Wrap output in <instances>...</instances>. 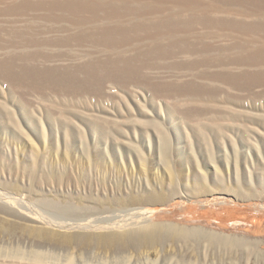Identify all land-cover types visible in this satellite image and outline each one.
Masks as SVG:
<instances>
[{"label":"rangeland","instance_id":"1","mask_svg":"<svg viewBox=\"0 0 264 264\" xmlns=\"http://www.w3.org/2000/svg\"><path fill=\"white\" fill-rule=\"evenodd\" d=\"M88 1L0 0V181L16 183L21 191H14L15 196L24 195L30 204L34 201L25 189L42 191L55 205L51 212L62 221L111 223L120 219L116 217L123 214L120 211L142 207L150 213L143 222L235 239L243 246L188 251L165 245L115 253L52 238L44 256L30 258L33 264H264V191L253 178L264 167L263 146L254 157L244 152L247 145L238 130L217 137L211 128L220 119L226 125L234 119L239 123L236 129L248 126L264 132V121L249 123L257 120L253 115H264V60L250 58L253 51L264 50V0ZM153 119L163 125L169 147L184 145V137L174 135L171 119L187 133L196 120L216 154L224 186L251 187L253 196L240 200L210 188L214 193L197 198L181 194L163 205L110 204L130 193L171 188L160 182L162 170L155 158L160 140L156 136L148 140L139 126L132 125L133 120ZM258 135L245 139L252 143ZM129 144L149 157V173L136 164L134 155L126 164ZM229 146L236 147L237 181L229 170L232 153L227 150L226 157L223 152ZM85 147L105 149L120 167L112 165L114 157L105 168L82 165L78 157ZM224 156L227 162L222 161ZM204 168L214 179L212 168ZM34 173L65 174L67 180L36 182ZM0 217L4 219L0 264H20L12 246L27 250L22 246L37 239L9 230L11 222L24 223L19 216ZM122 225L104 230L47 228L55 235H94L138 226Z\"/></svg>","mask_w":264,"mask_h":264},{"label":"bare ground","instance_id":"2","mask_svg":"<svg viewBox=\"0 0 264 264\" xmlns=\"http://www.w3.org/2000/svg\"><path fill=\"white\" fill-rule=\"evenodd\" d=\"M86 1H88V0H85V2ZM90 1H92V0H89L88 2H90ZM124 1L128 2L126 0H124ZM188 1H193V0H188ZM101 2L103 3L102 0H101ZM93 3L91 5H89V7L92 6V8H93ZM95 3H96V1H95ZM102 3H101V5H102ZM114 3H116V2H114ZM83 5H85V4H83ZM213 5H215V4H213ZM97 7H96V10H97ZM218 9H221V6ZM109 12L112 15L116 16V10L115 9L110 8ZM119 15H120V13H119ZM109 17H110V15H109ZM115 18L117 19V16ZM171 20H172V18H171ZM201 21H204V19H202ZM119 22H121V21H119ZM160 22H162V21H160ZM136 24H138V23L136 22ZM138 26H140V24H138ZM136 27L137 26H135V28ZM131 28H133V26H131ZM119 29H123V28H119ZM136 29H139V28L137 27ZM142 29H145V28L143 27ZM155 29H156V27H155ZM121 32H122V30H121ZM250 58H257V62L263 61L264 60V50L258 49V50L253 51L252 53H250ZM241 60H242L241 58L236 59V61H241ZM253 62H255V61H253ZM196 115H198V114H196ZM253 116H255V119H257V120L250 121L249 123H251V124L255 125L256 121L257 122L264 121V115H253ZM189 117H190V115H189ZM221 118H223V117L221 116ZM207 119H205L204 121H207ZM210 120L213 121V119H210ZM210 120L208 121L209 123H210ZM171 121L174 123L173 124V127H174L173 129L175 130L174 135L178 139H180V138L182 139V137H184L183 138V141H184L183 146L169 147L167 145L168 141L166 142V140H168L167 139L168 136H165L167 133H165L166 131H164V129L162 128L163 125L161 124V122H159L160 124L157 123L156 120H154V121L151 120L149 122H144V121H140V120H133V122H132L133 128L139 126L138 131L140 132V130H141L142 132H144V134L147 135L148 140L152 137H155V136L157 137L156 138L157 140H160V143L162 144V146L160 147L159 151H157V153L155 155V158L158 161V165L160 166V168L162 170V176L160 177L161 178L160 182L161 183L162 182L163 183L168 182L171 185V188L167 192L150 190V191H145V192H141V193H130V194L123 196V197H117L116 199H114V201H111V202L109 201L110 204H113V203L116 205L132 204V205H137V206L143 205V204H145V205H154V204L163 205L164 203L168 202L169 200L179 197L181 194H185V196L188 198H197L200 196L207 195L209 193H214L210 188H213L214 191L217 190L218 193H225V191L229 192V193H233L240 200L250 199L253 196V191H252L251 187L241 188V187L235 186L234 188H228V187L224 186L223 175L219 171L218 167L215 165V163H216L215 162V155L216 154L214 152H212V147L208 144V139H207L208 137H206V134L204 132V128L196 120H193L194 122L190 126H188V124H186V126H188V128H189V129H187L188 133H190L192 135V137L194 139L193 144H195V145H193L192 142L189 141V134L187 133L186 129L183 128V125L181 126L179 123H176L175 120H173V119H171ZM204 121L202 120L201 122H204ZM220 121H221V119L218 121L219 123H216V121H215V123L213 124V127H211V128L216 129L213 132L214 136L220 137V136H222L221 133H224V131L229 132V133H234L236 130H238L239 134L241 136V141L243 142L244 145H247L246 149H244V152H246V151L250 152L255 157L260 152L259 145L260 146L262 145L263 146L262 149H264V132L263 131L257 130L255 128L253 129V128L248 127V126H245L242 129H236L235 127L239 128V123H236L235 121H237V120H234V119H232L230 121L231 124L229 123L227 125L225 124L224 121H221L222 123L224 122V124H220ZM95 125H96V123H95ZM98 125L100 126L101 123ZM161 125H162V127H161ZM147 126H152L153 129L152 128H151V130L146 129V128H148ZM258 126L260 127V125H258ZM179 127L181 129H179ZM261 127H262V125H261ZM122 128H124V127H122ZM133 130L135 131L136 128ZM105 131L106 130H104V132ZM114 132H115V130H114ZM116 132H117V130H116ZM259 132H261V133H259ZM103 133L102 134L100 133V134L103 136ZM130 133L132 134L131 131H130ZM105 134H106V132H105ZM108 134H109V132H108ZM134 134H135V132H134ZM250 134H256V136L258 134H260V135H258L257 140L254 139V141L252 143H250L249 141H247L245 139V137H249ZM126 135H127V133H126ZM129 145H127V146H129ZM227 150L231 151L232 162H233L232 163L233 168H230L229 170L231 171L233 178L236 179V181H237V179L239 178V175H240V171H238V169H237L238 161L236 159V153H235L236 147H234V146L224 147L223 152H224L225 156L227 154ZM125 152L128 153L127 159H126V162H128V163H126V164H129V162H130L128 160L129 157L131 155H134L133 158L135 159L136 164L138 166H140L141 169L147 170V172L149 170L151 171V168H152L151 164L152 163L150 162L149 157H147L138 147L130 145L128 148H126ZM68 155L70 156L71 154L68 153ZM80 155L81 156H79L78 159L80 160L82 165L84 164V165H91L92 167L105 168L106 166H110V164H111L108 162V159L111 158L112 155L110 157V155L103 148L99 149L98 151H90L85 147V148H83L82 153ZM225 156L221 157V158H222V161L227 162V159L225 158ZM114 159H115V157H114ZM114 159H112L113 160L112 165L116 168H119L121 164H119V162H117V160L116 159L114 160ZM132 162H134V160ZM205 166L212 168V175H213L214 179L210 178L206 174V171L204 168ZM31 172H32V170H31ZM39 178H41V180H43L44 182L51 181V180H54L56 182L57 181L61 182L62 179H63V181L67 180V176H65V174L60 175V174L45 173V174L39 176V175L34 173L32 175V179L36 180V182ZM253 178H254V180L256 179L258 182H260L262 184V185L260 184V190L264 191V167L261 168L260 173L255 171ZM209 179H211V187H209V185H208ZM14 191H17V192L21 191V190H19V187L16 183L6 184V183L0 181V206L4 207V210H2L3 208L2 209L0 208V213L6 214V215H8V213H10L11 215L15 214V215H17V217L19 216V218H21L24 221V223L11 222L8 225L9 230H11V231L12 230H21L25 234L33 235V237H35V239H37V241H35V242H31L30 244L27 242V245L22 246L25 249L28 248L27 250H21L20 247H18V245L14 248L12 246L11 250L16 252V254L14 255L15 257H13V258L16 261H18V263H20V264H29L30 262H31L30 264H33V262H35V260L30 259V258H32V257L33 258H40V257L44 256L46 254L45 252H43L44 249H46L45 246H47L46 242L52 238H56L59 241V243H61V244H63V242L65 244L74 243L76 246H83V247L88 246V245H92V246H94L100 250H107V251H111V252H115V253L117 251L127 252L129 250L139 252V251H144L145 249L154 248L156 246L157 247H163L165 245L171 246V247L174 246L175 248L178 247V249H186L188 251H196L197 249L201 248L202 246L212 248V249L213 248H215V249L216 248H218V249H221V248L233 249L236 247H242L243 246L242 241L235 240V239L230 240L229 238L215 236V235H211V234L209 235V234H206V233H203L200 231L196 232L194 230H190V229H187L184 227L174 226L171 224H163V223L162 224H151V223L143 222L145 218L149 217L150 213L148 211H146V209L143 210L142 207H134L130 210L124 209V210L120 211L123 214L118 215V216L115 215L116 217H120V219L116 218V221L111 220L113 223L111 221H110L111 223H108L109 222L108 220L103 221V219L102 220H98V219H95V220H84V219L76 220L75 219V220H73V219H71L72 222L62 221L63 219L55 216V214H53V212H51L53 209L55 210V207H54L55 205H53L52 202H50L49 200H47L44 197L45 195L42 193V191L40 192L38 190H34L32 188V186L27 187L25 189V191L27 192V195H28V196L26 195L27 198L29 197L30 199H32L34 201L32 203L33 205L28 203L31 201L25 200V198L23 197L24 195L18 194V196H15L16 194H14ZM102 206H103L104 210L105 209L107 210L106 204L105 205L102 204ZM108 209H110V208H108ZM57 220H59V221H57ZM3 222H4V219L0 217V233L3 231V229H2ZM36 222H38V224L39 223L42 224V226L30 225V224H33ZM123 223H124V226L127 224L138 225V226L135 228L132 227L133 229H131V230H125L124 229L125 231L97 233L94 235H89V234H77V235L60 234V235H55L53 232H51V230H49L47 228L49 226V227H58V228L67 227V228H77V229L104 230V229H111V228H119V227L123 226L122 225ZM121 230H122V228H121ZM25 251H28V255L25 254L26 253ZM25 257H28V258H25ZM3 260H4V258H3ZM24 261L25 262L27 261L28 263L27 262L23 263ZM14 264H16V263H14Z\"/></svg>","mask_w":264,"mask_h":264}]
</instances>
